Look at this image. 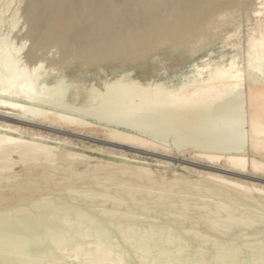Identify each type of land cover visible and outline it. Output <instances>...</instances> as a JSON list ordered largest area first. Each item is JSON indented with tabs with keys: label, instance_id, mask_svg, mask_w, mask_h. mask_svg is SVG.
Wrapping results in <instances>:
<instances>
[{
	"label": "bare ground",
	"instance_id": "obj_1",
	"mask_svg": "<svg viewBox=\"0 0 264 264\" xmlns=\"http://www.w3.org/2000/svg\"><path fill=\"white\" fill-rule=\"evenodd\" d=\"M67 1H46L49 11L28 7V57L33 61L38 50L49 45L63 53L61 63L82 60L88 66L144 60L163 49L197 51L218 37L217 28L243 18L250 23L246 65L237 42L229 61L226 55L207 58L178 80L143 81L124 71L105 79L103 87L74 83L63 74L49 83L55 71L42 68L46 61L32 67L26 59L21 62V45L28 38L20 49H12L15 41H0V109H7L0 114V264H55L66 258L64 249L74 245L88 249L96 263L111 259L115 247L121 254L114 252L115 259L109 261L115 263L108 264H126L125 255L133 257V264H142L145 259L136 252L143 247L139 252L156 251L148 264H264V185L202 170H194L198 178L177 170L168 177L156 173L150 163L125 155L119 162L94 159L68 149L72 140L62 137L57 142L58 137L44 133L54 126L101 130L121 148L177 151L225 166V171L234 169L236 175H264V0H109L107 5L105 0ZM66 2L72 6L66 8ZM82 28H90V36L76 46L75 32ZM237 31L224 42L238 37ZM75 181L87 184L91 192L97 186L104 192L94 194L103 202L112 200L113 207L93 205L87 198L101 200L84 186L78 190ZM55 191L66 193L50 197ZM153 204L161 215L175 212L176 217L158 216L172 220L168 230L181 227V235L168 234L156 218L140 219ZM136 205L140 212L131 211ZM191 210L188 227L185 213ZM70 215H75L77 221L72 222L78 230L70 229L72 225L65 229ZM132 224L142 226L141 236L146 232L149 241L159 229L168 231V238L161 230L164 238L156 236L149 244L144 235L148 243L142 236L147 244L140 247L133 237L141 231ZM68 230L85 232L83 238L93 233L94 239L77 240L78 233L69 237Z\"/></svg>",
	"mask_w": 264,
	"mask_h": 264
},
{
	"label": "rangeland",
	"instance_id": "obj_2",
	"mask_svg": "<svg viewBox=\"0 0 264 264\" xmlns=\"http://www.w3.org/2000/svg\"><path fill=\"white\" fill-rule=\"evenodd\" d=\"M46 1L47 2H49V1L53 2L54 0H0V35H1L0 36V41H5V42H7L9 44L11 43V45H12L13 41H15L14 44L12 45V49H14V48L17 49L16 47L13 48L14 45L15 46L17 45L18 49H20L19 48V44H22L28 38V40L26 42H24V44H23L24 46L23 45H21L22 47L20 46L21 49L23 50V53H22V50L20 51L22 53V55H20V53H19L20 57H22L21 62H24V60L26 59V61L24 63L25 64L29 63L28 67H32L36 62H42V66H44L43 63H45L44 61H46L45 68L44 67H42V68L44 70L48 69L49 71H51L53 69V71H55L54 73L50 74V76L48 78L49 83H53L54 82V80H55L54 76H56L57 74H63L69 81L74 82V83L75 82L85 83L87 85H89L91 83H96V85H98L99 87H103V81L105 79H108L110 77H114V76H116V75H118V74H120V73H122L124 71H132L134 77L139 78V79H141L143 81L149 80V79H159V80H164V79H169V78L177 79V77L180 78L185 73H190V71L192 70L193 65L195 63L201 64L202 61L207 59V58H208L207 60H212V59L219 60L222 55H226L227 57H226L225 60L229 61L231 55L235 52V49L233 47V43H237V42H239L243 46V53L241 54V61L246 65V63H245L246 62L245 61V58H246L245 48H246V45H247L246 44L247 40L249 38L248 35H249V32H250V23L247 22L246 20H244L243 18H240V19H238V20H236V21H234L232 23L223 24L222 26H224V27L220 26L219 27L220 29L217 28L216 31H217L218 37H216L214 39V41L210 45H208V46H206L204 48H201V49H199L197 51H171V50H164L163 49L158 54L150 55L147 59H144V60L128 62V63H125V64L108 61V62L97 63V64H94V65L88 66V65H85L82 62V60H74V61H72L70 63H66V64L61 63L62 59H63V53L55 45H49L47 47L39 49L38 52H37V58H36V60L33 61L32 59H30L28 57V52H29L30 48L32 47V41L28 37V33H29V30H30L31 24H30V22L28 20V17H27V9H28V7H30V5H32L37 10H39V12H42L43 10H47L46 7H45ZM70 1H67V2L70 3ZM116 1L120 2L121 0H116ZM67 2H66V5H67ZM106 2H109V0H105L104 5H107ZM70 6H72V5L68 4L66 6V8H69ZM54 9H56V8L53 7L52 11H54ZM47 11H49V9ZM130 14L131 13H128V15L125 17V19L128 20V21L130 20V17H131ZM235 29H238V31H237L238 37L233 38V40H231L230 43L224 42V40L228 36V34L233 33L235 31ZM78 32H79V35H78L79 37L76 39V43H75L76 46L81 45L82 44L81 42H85L86 38L88 36H90V33H91L90 28H88L85 31H83V28H82L79 31H76L75 33H78ZM85 32L87 33V36L86 37H84V35L81 36V34H83V33L85 34ZM8 41H12V42H8ZM58 59H59V61H58ZM54 67H55V70H54ZM42 68H41V70H42ZM99 80H101V81H99ZM3 110H5V111H3ZM6 111H7V109H0V114H5L4 112H6ZM97 124L99 126H103V124H101L99 122H97ZM46 125H49V124L46 123ZM44 131H45L44 132L45 134H49L53 138H57L58 137L55 140L57 142L61 141L62 137H63V139L67 138L70 141L72 140L71 141L72 145L70 143L66 145V147L68 149L76 150L78 152L87 153V154L93 156L94 159L97 158V159H100V160H112V161L119 162V161H121L124 158V155H125L128 158H131V159L134 158V160L141 161L143 163H147V164L150 163L149 166L156 173L166 174L168 177H172L173 174H174V171L177 170L179 172H185L186 175H189V176H191L193 178H198L199 175L197 173H195L194 170H196V171L202 170V171H208V172L222 173V174L228 175L230 177H237L238 179H242V180L248 181L250 183L252 182V183H257V184H260V185H264V175H254V174H252L250 172H247V171H244V172L238 171L237 173L242 174V176H241V175H236L235 173H233V172H236L234 169H228L230 171L226 170L228 172L227 173L225 170H223V169H227L225 166H218V165H215V164L207 162V161L194 159V158H191L190 155L184 156V155L179 154L177 151H173V152H165L163 150H158V151L154 150L153 151V150L143 149V148H140V149L135 151V150H133V149L131 150L129 148L127 149V148L118 147L117 145L112 143V141L109 140L108 137L106 135H104L101 130L93 132L90 129H76V128H73V127H64V126H57L56 127V126H54V127H52V129H49V130L44 129ZM83 148H85V149H83ZM112 153L115 154V155L113 156ZM154 162H156V163H154ZM92 163L95 164L97 162H96V160H93ZM167 164H169V165H167ZM185 166L188 169L185 168ZM79 167H80L79 168L80 170H84L86 166L80 165ZM186 169L189 170V171H187ZM223 171H225V172H223ZM256 177H259L260 179L256 178ZM74 183H76V184L79 183L80 184L81 182L80 181H77V182L75 181ZM74 183L72 182V184H71L72 187H74V186L76 187L78 185L77 186V187H79L78 190H80L81 189L80 187L84 186V189L86 188L87 189L86 192H88V190H89L88 188L89 187L88 188L86 187V186H88L87 184H83L82 183L83 186H79V184L76 185ZM77 187H76V189H77ZM84 189L82 188L81 190L83 191ZM90 189H92V188H90ZM94 189L96 190L97 186L93 187V190H92L93 192H91V190H89V192H91V193H89V192L88 193L91 194V195L93 193V195L94 196L96 195V197H97L98 196L97 194H99V196L101 195L99 193L100 191H101V193L104 192L102 190H99V192H98V189L96 191H94ZM111 189H112V192L110 191ZM111 189L108 190V193L111 192L112 194H114L115 193V186H113V188L111 187ZM55 192H57V191H55ZM55 192H53V194H51L49 196L50 197H52V196L55 197L56 194H59V195L61 194L60 197H59V195H56L58 197V199H59V198H63L62 196H65L64 194L66 193L64 191H63L64 193L63 192L55 193ZM96 192H98V193L94 194ZM98 197L96 198L97 200L100 199V197L99 198ZM70 198H68L69 202L75 201L76 203H79L76 200H73V199L70 200ZM90 198H87V199L90 202H93L94 203L93 205H96V204L101 205V204L104 203V204L108 205L109 207H113L112 204H114V203H112V200H111V202L107 201L108 204L106 202H103L102 201L103 197L100 199L102 202L99 200L100 201L99 203H98V201L93 200L92 197H90ZM132 204H130V206ZM134 205L135 204H133L132 207ZM151 205H149V207ZM154 206L155 205L153 204L152 208H150V210L152 209V211L149 212L151 215H149V213H148L147 216H143L142 218H140L141 216H139V218L143 219V220H145V219L149 220L148 218H150V220H152L153 218L154 219L155 218L159 219L160 217L162 218L163 215H165V216L167 215L168 216V214H172V213H174L173 215H174V217H176L175 212H172V213L170 212V213H166V214L164 213L163 215H161L160 212H156V210H153ZM132 207H131V211L132 212H134L135 210L138 211V212L141 211V209L138 208L139 206L137 207V205L133 209H132ZM127 210H129V208H127ZM154 213L156 214V216H155ZM189 213H190V215H189ZM185 214H186L185 215L186 218L189 219V220H186L185 224L187 223V226L189 227L190 224H191L190 222L192 221L190 218L193 217L192 215L194 214V211L191 210V211H189L188 213H185ZM173 215H169V216L172 217ZM70 216L71 217H70L69 221H71V223H68V222L66 223L65 222L68 225L66 227L64 226L65 224L63 223L64 224L63 226L65 227L66 230H67V227H69V228L71 227L70 225H72V228H70V229H73L74 227H76V225L74 226V224H75L74 222L77 221L76 217H74L75 215H70ZM165 216H164L163 220L160 218L159 219L160 221L156 222V219H155L154 222L158 223V225H160L161 228H163V230L164 229L168 230V227H170V226L172 227L173 226L171 223L169 224V221H172V220H169V218H165ZM177 216H178V214H177ZM73 218H75V219H73ZM164 219H166V221L168 223ZM72 220L73 221L75 220V221L72 222ZM139 221H141V220H139ZM161 222H163V223H161ZM143 223H144V221H142L140 225H143ZM132 225H134V227H133L134 230L137 229L138 232H139V230L142 232V230H143L142 226H140L139 224H132ZM136 226H138V228H136ZM162 226H164V227L166 226L167 228H164ZM77 227L79 228V225H77ZM77 227L75 228L76 230H78ZM173 228H171V230L169 229L170 231L168 230L169 233H168V231L164 232L165 230L163 231L162 229H159L160 232H157V235L155 234L154 237H153V235H150V241L148 240L149 239V236H148L149 234H147L145 232L144 235H145V237L147 235V237H148L147 241L149 242V244H153L152 240H155V239L157 240L158 238H160L163 235V232H164V235L166 236V238H168V234H170L171 232H173V233L175 232L173 230ZM179 228H180V231L183 232L181 227H179V226L176 227L175 228V230H176L175 235L176 236H177L178 232H179L178 234L181 233L180 231L177 232V230H179ZM72 232L73 231H70V230L67 231V233H69V237L70 236L74 237V235H76L78 233L77 237L75 236L77 240H81L82 241V239H85V237L87 239L91 238V237L94 239L93 233H90L91 236H90V234H88L87 236H85L83 238V236H81V235L82 234L86 235L85 232L81 231L82 233H79L80 231H78V232L76 231L75 234H73ZM141 232L138 233V235L140 236L139 237L140 240H141V237L143 236L142 238L144 239V242H147V241H145L146 238H144V235L141 236V234H143L144 230H143L142 233ZM135 233H132V234H135ZM136 234L133 237V239L134 238L138 239V235H136ZM180 235H178V236H180ZM78 236H79V238L82 237V239L81 238L79 239ZM156 236H157V238H155ZM172 236L174 237L173 234H172ZM162 237L164 238V236H162ZM92 238L90 239L91 241L93 240ZM246 238H249V235L247 237H245V239ZM133 239L131 238L132 241H133ZM136 239L134 241H136V244H137V241H138V245L143 244V246H146V244L148 243L147 242L144 245L143 239L141 240L143 243L139 239L138 240H136ZM90 240H88V241H90ZM121 240H123V239H121ZM139 243H141V244H139ZM75 247L78 248L79 246L74 245L73 249H71V247H70V249L68 251H66L67 249L66 250L64 249V254H66V258L67 257L69 258V256H70L69 259H71L72 261L67 260L68 258L67 259L64 258L63 260H61V259L58 260L57 259L59 262L56 260V263L57 264H64V263H66V264H68V263L69 264H73V263L74 264H88V263H90V264H94V263L95 264H100L99 262H102V264H106V262L108 261L107 262V264H108L111 260L115 259L114 254L117 251H118V253L116 255L121 254L119 252V248H116L117 251H115V247H114V250H112L113 251V255H111L114 258L111 257V259H109L110 261L109 260H107V261L103 260L105 262L99 260V262L96 263V261H98V260L92 259L93 257L90 258V255L87 254V252H89L88 249H85V247H83V246H82V248L79 247L78 249H76ZM140 247H142V245ZM142 248H140V250H138L136 253L142 254L141 258L143 257L145 259V261H144V259L142 258L143 259L142 261L145 262V263L144 262L143 263L144 264H148V263H146L147 261H154L153 260L154 258L152 257V259H151V256L155 257L156 254H154V253L156 251L152 248L151 250H149L147 252L148 254L145 252L146 250L144 251V253L139 252V251H141ZM74 249H76L77 252L79 251V249H81L82 252L80 250V252L77 253L76 251H74ZM152 250H154V251H152ZM150 251H152V252H150ZM84 252H86L85 255H84ZM78 254L81 255V256L79 255L80 258H79V256L76 257ZM146 254H147V256L149 255V257H148L149 259L147 257H145ZM71 256L72 257H76V258H73L74 261H73ZM82 256H84V257H82ZM125 256H124L125 259L123 258V260H127L126 264H133V262H134L133 257H131V255H129V256L125 255ZM83 258L85 259V261H84ZM87 259H90V261L92 260V262H90ZM61 261H62V263H60ZM142 261H141V263H142ZM85 262H87V263H85ZM112 262L115 263L114 261H112ZM112 262H110V263H112ZM123 262H125V261H123ZM149 263H151V262H149ZM120 264H122V262ZM135 264H139V263H135ZM151 264H153V262ZM228 264H230V263H228Z\"/></svg>",
	"mask_w": 264,
	"mask_h": 264
}]
</instances>
